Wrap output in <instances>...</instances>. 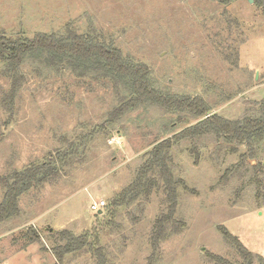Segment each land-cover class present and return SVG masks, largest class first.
Listing matches in <instances>:
<instances>
[{
	"label": "rangeland",
	"instance_id": "1",
	"mask_svg": "<svg viewBox=\"0 0 264 264\" xmlns=\"http://www.w3.org/2000/svg\"><path fill=\"white\" fill-rule=\"evenodd\" d=\"M70 30L147 64L165 95L202 96L212 113L231 120L264 114V14L251 0H0V34ZM44 60L22 65L13 99L12 74L0 62V177L58 151L70 158L58 175L25 191L19 213L0 224V264H57L53 247L62 229L98 239L110 264H219L208 252L242 264L221 225L256 255L254 264L264 261V186L257 181L264 175L254 166L264 163V137L253 148L214 134L175 142L170 165L187 189L179 188L177 228L155 250L150 237L168 204L163 188L130 205L111 201L155 144L197 121L149 101L111 120L121 98L131 97L124 83ZM4 194L0 185V204ZM93 199L106 204L93 211ZM97 259L88 248L63 264Z\"/></svg>",
	"mask_w": 264,
	"mask_h": 264
},
{
	"label": "trees",
	"instance_id": "2",
	"mask_svg": "<svg viewBox=\"0 0 264 264\" xmlns=\"http://www.w3.org/2000/svg\"><path fill=\"white\" fill-rule=\"evenodd\" d=\"M222 4H229L233 0H217ZM264 14V0H253ZM42 56L45 62L57 67H65L95 72L103 77H110L118 85L120 82L127 86L131 97H123L120 104L111 113V120H117L127 111L136 108L147 101L158 104L166 109L185 110L192 114V119L197 121L181 132L159 141L146 153V159L139 168L135 180L124 188L112 201L116 207L130 205L142 199L148 200L155 189L162 187L167 199L166 211L156 219L150 240L156 250L159 243L169 236L170 231L177 228L179 221L175 218L179 205V188L187 185L183 178L176 176L171 168V154L176 141L183 138H200L214 134L217 137H226L239 145L253 148V144L264 137V114L261 117L246 116L242 120L227 119L218 113H212L202 96L190 95L177 96L165 95L158 91L151 81L150 68L145 63L128 61L123 52L106 41H100L89 34L68 31L66 34L38 32L33 37H10L0 34V62L12 74L13 91L10 96L14 98L15 90L20 85V68L29 57ZM83 74V73H82ZM24 76V75H23ZM264 110V101L262 103ZM70 154L58 151L51 154L46 161L32 164L22 171H15L8 177H0V185L5 188V194L0 204V224L11 216L19 213V200L21 195L32 186H41L49 177L60 172L58 167L61 162L70 158ZM246 154L241 155L244 162ZM238 166V165H237ZM257 171L264 175V163H254ZM232 171L228 169L224 178ZM264 186V179H257ZM219 229L226 238L234 242L243 259L242 264H254L256 255L249 251L240 239L230 233L223 225ZM36 240L40 239L36 231ZM58 244L53 247L57 264H63L65 256L72 252L88 249L96 255L97 264H110L102 247L97 241L90 242L88 235H75L69 229H62L56 234ZM219 264H234L228 259L208 252ZM260 264H264L261 261Z\"/></svg>",
	"mask_w": 264,
	"mask_h": 264
},
{
	"label": "built area",
	"instance_id": "3",
	"mask_svg": "<svg viewBox=\"0 0 264 264\" xmlns=\"http://www.w3.org/2000/svg\"><path fill=\"white\" fill-rule=\"evenodd\" d=\"M105 201L104 200H95L93 199L91 202V209L93 211H100L104 206H105Z\"/></svg>",
	"mask_w": 264,
	"mask_h": 264
},
{
	"label": "water",
	"instance_id": "4",
	"mask_svg": "<svg viewBox=\"0 0 264 264\" xmlns=\"http://www.w3.org/2000/svg\"><path fill=\"white\" fill-rule=\"evenodd\" d=\"M251 1H253V0H251Z\"/></svg>",
	"mask_w": 264,
	"mask_h": 264
}]
</instances>
